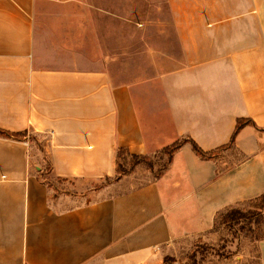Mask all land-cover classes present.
Listing matches in <instances>:
<instances>
[{"label": "crops", "instance_id": "crops-1", "mask_svg": "<svg viewBox=\"0 0 264 264\" xmlns=\"http://www.w3.org/2000/svg\"><path fill=\"white\" fill-rule=\"evenodd\" d=\"M0 129L38 135L61 182L40 178L29 141L0 137V264H167L216 246L219 215L264 194V0H0ZM183 138L220 152L185 144L146 184L62 194L114 178L119 149Z\"/></svg>", "mask_w": 264, "mask_h": 264}, {"label": "rangeland", "instance_id": "rangeland-1", "mask_svg": "<svg viewBox=\"0 0 264 264\" xmlns=\"http://www.w3.org/2000/svg\"><path fill=\"white\" fill-rule=\"evenodd\" d=\"M163 1H161V7H163ZM164 8V7H163ZM162 8V10H163ZM132 20L135 22L157 18L158 14L151 12L142 13H129ZM160 19H168V15L165 11L159 14ZM135 27L140 31L142 28L139 24ZM135 28V29H136ZM134 30V29H133ZM137 31V30H136ZM134 30V33H136ZM154 29L149 28L145 31L147 35H154ZM133 32V31H132ZM138 33V32H137ZM139 34V33H138ZM43 146V144H42ZM34 151H41V149L33 148ZM38 156L40 153H38ZM234 159L238 160L239 156L234 155ZM41 158L39 159H42ZM169 157L162 151H159L153 155L147 157V160L140 158H132L129 155H122L118 160L117 174L111 180H105L101 184H98L94 188H74L71 184H64L61 189L64 193L75 196L78 202L80 201H92L94 198L93 190L99 192L101 189L110 188L111 194L114 192H120L125 185L121 182L123 180L128 181L127 186H140L160 176L166 169ZM235 161V160H234ZM42 164L46 166V163ZM46 168V167H45ZM44 169V167H43ZM44 180H49L50 183L56 187H60L61 182H57V179L50 176V173H41ZM255 204L251 202L241 204L234 209H241L244 211L247 219H243L231 225H221L220 217L218 219L217 231L220 233L221 240L214 246L196 244L186 248L180 249L175 257L168 259L167 264H255L259 260L258 242L264 239V210L259 213L256 211L257 216L250 217L255 211ZM255 214V215H256Z\"/></svg>", "mask_w": 264, "mask_h": 264}, {"label": "trees", "instance_id": "trees-1", "mask_svg": "<svg viewBox=\"0 0 264 264\" xmlns=\"http://www.w3.org/2000/svg\"><path fill=\"white\" fill-rule=\"evenodd\" d=\"M249 123H251V121H249V120H239L237 128H236V131H235V134L233 136V139H232L231 143L229 145L225 146V147H222L220 150L231 148L234 145L235 138L238 135V133L240 132V130L243 128V126H245L246 124H249ZM0 137L6 138V139L18 140V141H29L30 144L33 146V148L36 147L37 149H41V152H43V156H44L43 157L44 158V162L46 163V168L43 169L42 172H40L39 176H41L40 178H42V174L41 173H45V172L46 173H50L51 172L52 166H51L48 158L46 157V155L44 153V149H43V146H42L43 140H41L38 135H35V134H31L30 135L28 132H21V133L9 132V131L0 129ZM185 144H190L192 146L193 150L195 151V153L200 158L206 159V160H211V159L214 160V159H216L217 153L220 152V151H218V152H216V151L215 152H206V151L202 150L199 147V145H197V143H195L192 139L183 138V139L175 142L171 146H168V147H166V148H164L162 150V152L169 157V161H168V164H167L165 170H167L168 166L172 162L174 154L178 150H180ZM34 152L35 151L33 149L32 150V154H34ZM32 154H31V156H32ZM122 155H129L130 157H132L134 159L140 158V159H144V160H147V157H148V156H144V155H133V154H130L125 149H119L118 153H117V156H116V160H115L116 174H117L118 168L120 167V166H118V160L120 159V157ZM165 170L163 171V173L165 172ZM163 173L160 176H162ZM160 176H158V177H160ZM44 181L48 185L49 188H51V189L54 188V186L50 183L49 180H47V181L44 180ZM250 202L252 204L256 205L255 206V211L251 214L250 217L257 216L256 211L261 213L264 210V194L261 197H259L258 199L250 201ZM244 213L245 212L242 211L241 209H234V208L229 209V210H227L224 213L219 215L220 224L221 225H231V224L239 222V221H241L243 219H247V217H246V215ZM219 217L217 218V222H216L217 225H218ZM211 247H214V246H211ZM168 259H170V258H166L165 259L166 263H167ZM173 262H175V260H173Z\"/></svg>", "mask_w": 264, "mask_h": 264}]
</instances>
